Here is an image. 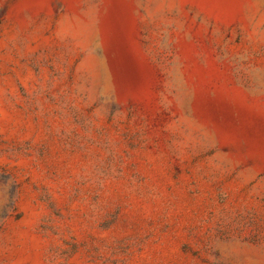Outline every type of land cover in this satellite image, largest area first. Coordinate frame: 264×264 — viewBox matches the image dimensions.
<instances>
[{
    "label": "rangeland",
    "instance_id": "374dc122",
    "mask_svg": "<svg viewBox=\"0 0 264 264\" xmlns=\"http://www.w3.org/2000/svg\"><path fill=\"white\" fill-rule=\"evenodd\" d=\"M0 264H264V0H0Z\"/></svg>",
    "mask_w": 264,
    "mask_h": 264
}]
</instances>
